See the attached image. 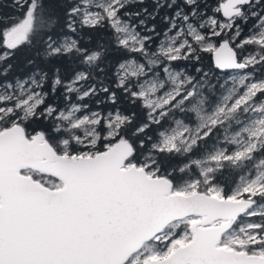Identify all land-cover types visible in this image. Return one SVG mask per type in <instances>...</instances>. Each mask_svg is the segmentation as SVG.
Returning a JSON list of instances; mask_svg holds the SVG:
<instances>
[{"label":"snow or ice","instance_id":"1","mask_svg":"<svg viewBox=\"0 0 264 264\" xmlns=\"http://www.w3.org/2000/svg\"><path fill=\"white\" fill-rule=\"evenodd\" d=\"M0 264H264V0H0Z\"/></svg>","mask_w":264,"mask_h":264},{"label":"trees","instance_id":"2","mask_svg":"<svg viewBox=\"0 0 264 264\" xmlns=\"http://www.w3.org/2000/svg\"><path fill=\"white\" fill-rule=\"evenodd\" d=\"M10 9H5V11H9ZM206 63H207V58H206V61H205Z\"/></svg>","mask_w":264,"mask_h":264}]
</instances>
